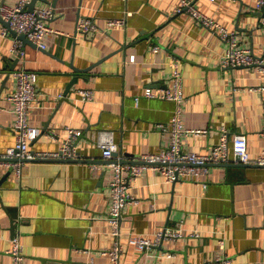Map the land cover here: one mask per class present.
I'll list each match as a JSON object with an SVG mask.
<instances>
[{
	"label": "crops",
	"instance_id": "crops-1",
	"mask_svg": "<svg viewBox=\"0 0 264 264\" xmlns=\"http://www.w3.org/2000/svg\"><path fill=\"white\" fill-rule=\"evenodd\" d=\"M19 1L0 0L6 5ZM181 1L36 0L35 9H54L47 24L65 35H48L47 49L22 45V55L14 51L15 37L3 35L0 21V156L17 141L9 96L18 70L39 75V100L29 114L30 124L40 131L31 143L33 154L60 152L68 126L82 132L75 142L77 161L30 160L21 177L0 165V264H13L8 250L15 236L23 244L24 264H111L104 254L115 242L108 220L111 163L136 161L170 143L158 125L171 121L176 103L144 94L147 88L171 85L173 59L184 79V126L207 130L184 136V149L209 152L226 126L231 134H246L251 157L260 156L264 94L258 88L264 73L221 67L227 43L189 13H176ZM191 1L236 31L256 57L264 55V10L255 8L258 0ZM127 11L132 12L127 26L106 30L108 19ZM83 17L106 31L79 32ZM84 89L94 91L91 101L83 100ZM108 132L118 144L114 159L103 157L101 141ZM133 193L139 203L124 211L121 264H212L220 254L234 264H264V166L214 165L204 182L169 183L160 172L148 170ZM174 227L183 229L182 238L144 253L130 241L133 235L153 236Z\"/></svg>",
	"mask_w": 264,
	"mask_h": 264
},
{
	"label": "built area",
	"instance_id": "built-area-1",
	"mask_svg": "<svg viewBox=\"0 0 264 264\" xmlns=\"http://www.w3.org/2000/svg\"><path fill=\"white\" fill-rule=\"evenodd\" d=\"M124 1L128 3L131 0ZM29 2V0H21L15 5H6L0 2L1 16L9 23L12 30L19 35H25L40 49H47L46 38L48 35H65V33L57 31L47 24V21L55 16L53 8L28 10ZM255 8L263 11L264 0H258ZM181 12L189 13L202 26L208 28L227 43L226 54L220 62L221 67L226 69L241 66L254 67L259 72L264 73V55L256 57L250 49L242 46L236 31L227 29L222 23L203 13L191 0L181 1L176 13ZM131 15L132 12L127 11L122 18L108 19L106 30L127 26ZM77 30L86 34L106 31L94 19L85 17L79 19ZM2 33L5 36L12 35L9 28L5 25ZM22 45L23 42L21 40H15L14 51L21 52V55L23 53ZM154 49L158 51L159 47L155 46ZM171 66L174 68L171 85L157 90L147 88L144 94L148 98H160L176 103V110L171 121L167 124L160 123L158 125L163 133H167L170 136V143L157 153L141 155L136 161L126 162L123 159H118L111 163L114 175L110 183L111 208L108 220L115 242L112 249L104 252V254L110 256L111 264H121L124 253V246L121 243L124 211L128 206L139 203L133 193V188L137 183L138 177L145 171L160 172L169 183L186 180L204 182L205 177L209 175L210 167L214 165L236 163L264 166V149L258 158L253 159L249 153L247 135L231 134L226 126L221 127L219 141L209 152L201 154L193 150L184 149L182 143L184 136L190 134L205 135L207 130L189 129L184 126L183 102L185 94L182 69L177 59L171 61ZM13 75L17 80V86L9 96V100L14 105L16 115L17 141L14 146L7 149L5 154L0 156V165L13 169L17 176L21 177L24 163L30 160L78 158L75 142L82 136V132L71 126L66 128L68 138L60 152L32 153L31 143L37 139L40 131L30 124L29 114L31 108L39 100L37 94L39 75L37 72L25 69L15 71ZM258 90L264 94V85L260 86ZM80 94L84 101H91L94 98V91L91 89L81 90ZM139 100L140 96H137L136 103H139ZM262 135L264 137V133ZM103 137L104 139L101 141L103 157L114 159V154L118 151L114 133H104ZM193 235L200 236V233L196 232ZM183 236V229L174 227L160 229L153 236L133 235L130 241L139 252L144 253L151 248L162 246L164 241H175ZM220 243L221 250H224L225 244L223 241H220ZM8 253L13 258V264H24L23 244L18 236L12 239ZM165 255L173 256L170 252H166ZM212 264H234V261L227 254H220L214 258Z\"/></svg>",
	"mask_w": 264,
	"mask_h": 264
},
{
	"label": "water",
	"instance_id": "water-1",
	"mask_svg": "<svg viewBox=\"0 0 264 264\" xmlns=\"http://www.w3.org/2000/svg\"><path fill=\"white\" fill-rule=\"evenodd\" d=\"M55 4L53 3V6ZM36 8V0H32L29 4H28V10H34ZM0 21L9 28V30L11 31V34L13 35V37H15L16 39L18 40H21L23 42V45H24V48L26 45H31L33 47H36V48H39L35 43H33L32 41H30L25 35H19L16 31L12 30L9 26V23L6 22L2 16H1V13H0ZM40 49V48H39ZM92 67H90L89 69H86V70H90ZM119 152H116L114 154V156H119ZM59 160H62V161H69V162H74V161H77L79 159H74V160H64V159H59ZM229 165H232L233 163H228ZM227 165V164H226ZM238 165H244V164H238Z\"/></svg>",
	"mask_w": 264,
	"mask_h": 264
}]
</instances>
